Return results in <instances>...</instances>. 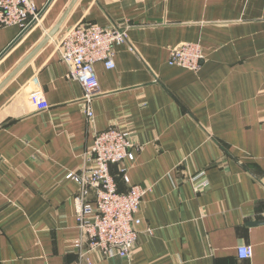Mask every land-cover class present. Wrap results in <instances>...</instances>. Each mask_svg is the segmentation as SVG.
<instances>
[{
  "label": "crops",
  "instance_id": "1",
  "mask_svg": "<svg viewBox=\"0 0 264 264\" xmlns=\"http://www.w3.org/2000/svg\"><path fill=\"white\" fill-rule=\"evenodd\" d=\"M73 1L52 0L5 53L21 27L0 29V264H79V183L68 175L113 125L138 142L130 182L111 166L119 190L151 189L131 258L93 254L91 264H264V0ZM79 23L130 25L115 67L95 64L92 121L54 47ZM183 42L202 45L199 70L169 63ZM195 175L208 185L196 189ZM245 246L251 257L239 255Z\"/></svg>",
  "mask_w": 264,
  "mask_h": 264
},
{
  "label": "built area",
  "instance_id": "2",
  "mask_svg": "<svg viewBox=\"0 0 264 264\" xmlns=\"http://www.w3.org/2000/svg\"><path fill=\"white\" fill-rule=\"evenodd\" d=\"M42 10L36 0H0V29L18 25L22 32L32 22L35 21L34 26L39 21ZM129 28V24L108 27L79 23L64 29L55 41V51L69 67V75L86 91L85 113L91 121L94 118L91 100L100 93L95 64L103 62L107 68L115 67L116 47L128 41ZM204 60L205 53L199 42H183L171 49L169 63L199 70ZM137 145L131 127L123 129L113 125L96 131L94 143L87 151V163L79 172L68 175L79 183L75 201L82 236L74 243L79 264H91L93 254L105 258H131L142 232L138 213L151 187L130 184L127 191H120L111 166L121 164V175L130 182L126 163L134 158L132 149ZM198 176L191 177V180L200 190L208 182ZM152 230L147 228L146 231ZM239 255L251 257L252 249L240 247Z\"/></svg>",
  "mask_w": 264,
  "mask_h": 264
},
{
  "label": "water",
  "instance_id": "3",
  "mask_svg": "<svg viewBox=\"0 0 264 264\" xmlns=\"http://www.w3.org/2000/svg\"><path fill=\"white\" fill-rule=\"evenodd\" d=\"M52 2V0H49V2H48V4L43 8V10H42V12H41V15L46 11V9L48 8V6L50 5V3ZM73 2H75V0L73 1ZM71 5H73V4H71ZM69 9H71V7H69ZM69 9H68V11H69ZM67 11V12H68ZM66 12V13H67ZM66 15V14H65ZM65 18V16L61 19V21L58 23V25L49 33V35L47 36V37H45L44 39H43V41L36 47V49L19 65V67L14 71V73H16L18 70H19V68H21L42 46H44L48 41H49V39L51 38V36H54L55 35V33L59 30V28H60V26L63 24V22H64V19ZM35 23V21L34 22H32L25 30H23L19 35H18V37L11 43V45H9V47L4 51V53L10 48V47H12L25 33H27L28 31H29V29L33 26V24ZM3 53V54H4ZM2 54V55H3ZM3 85H4V83H3ZM3 85H1L0 86V88L3 86Z\"/></svg>",
  "mask_w": 264,
  "mask_h": 264
}]
</instances>
